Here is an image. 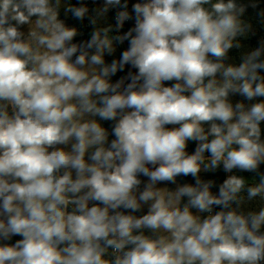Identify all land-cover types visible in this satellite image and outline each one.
Instances as JSON below:
<instances>
[{
	"label": "clouds",
	"instance_id": "clouds-1",
	"mask_svg": "<svg viewBox=\"0 0 264 264\" xmlns=\"http://www.w3.org/2000/svg\"><path fill=\"white\" fill-rule=\"evenodd\" d=\"M248 7L0 0V264H264V39L226 63Z\"/></svg>",
	"mask_w": 264,
	"mask_h": 264
},
{
	"label": "trees",
	"instance_id": "trees-1",
	"mask_svg": "<svg viewBox=\"0 0 264 264\" xmlns=\"http://www.w3.org/2000/svg\"><path fill=\"white\" fill-rule=\"evenodd\" d=\"M102 1H104V0H96L97 3L102 2ZM241 2L248 3L249 0H241ZM66 3H71L73 5H76L78 3V0H66ZM86 3L90 8H96L97 7L94 4L93 0H86ZM132 4H134L133 1L128 0V9L130 12H131ZM261 10H264V0H258V7L255 9H253L252 7L247 8L246 17L251 19L254 26L257 28L256 35L251 36L248 39H242V44L244 45V47L240 50H236V49L231 50L229 53V59L226 61V63H232V62L238 63L240 60V56L243 52L250 51L254 47H258L259 42L262 39H264V26H262L258 23V20H259L258 13ZM61 11H63V8L61 9ZM67 17L69 18V20L71 22V26L78 27V29L82 32V35L77 36L75 38L74 42H77L80 40H86V39L90 38L92 26L88 24L87 19L84 22H80V21L73 19L70 14H68ZM114 23H115V12H113L111 9L107 14L106 21L101 22V26L108 25V24H114ZM133 26H134V20L126 21L125 25L122 29V33L127 32L128 29L133 27ZM113 34L115 35L117 33H113ZM127 45H128V42H127ZM116 48H117V50L113 56L106 57L107 62H111L112 59H118L120 57L121 53L125 50V48L123 47L122 44H117ZM128 68H129V66H126L124 71H122V72L118 71L117 74L115 76H113L112 78L117 79V80L120 79V77H122L126 74V71L128 70ZM136 71H137L136 69H134V68L132 69L133 73ZM171 83H174V82H166L165 86H170ZM239 99H241V98L238 96L233 98L234 101L239 100ZM110 125H111V122H110ZM262 128H264V124H262ZM194 148H195V143L190 142L189 146H188V151L192 152L194 150ZM261 171H264V165H261ZM243 175L251 178V176L253 174L244 173ZM201 177H202V179H214L216 181L217 187H214L212 190L214 192H218V185L220 183H222L224 179H226L227 174L224 173L222 168H221V169L217 170L215 173H201ZM257 180H258V177H257ZM178 182L179 183H185V182L194 183V181L192 180V178L190 176L189 177H178ZM168 186L171 188L175 187V185H168ZM250 207H255V205H251ZM18 239H21V237L14 236L12 238V240L7 241V242H3V243L12 244V243H15V241Z\"/></svg>",
	"mask_w": 264,
	"mask_h": 264
},
{
	"label": "rangeland",
	"instance_id": "rangeland-1",
	"mask_svg": "<svg viewBox=\"0 0 264 264\" xmlns=\"http://www.w3.org/2000/svg\"><path fill=\"white\" fill-rule=\"evenodd\" d=\"M136 2H143V0H133V3H136ZM61 19H64L65 21H66V24L68 25V26H71V22H70V20H69V18L67 17V16H65V14H64V12L63 11H61V17H60ZM22 31H25V32H27L28 31V25H24V26H22V29H21ZM117 79H112V82H115ZM102 123H106V122H102ZM105 127H107L106 126V124H105ZM167 127H173V126H171V125H169V126H167ZM158 186H163V185H158Z\"/></svg>",
	"mask_w": 264,
	"mask_h": 264
},
{
	"label": "water",
	"instance_id": "water-1",
	"mask_svg": "<svg viewBox=\"0 0 264 264\" xmlns=\"http://www.w3.org/2000/svg\"><path fill=\"white\" fill-rule=\"evenodd\" d=\"M93 2H94V4L97 6V7H101V6H103V3H104V1H102V2H99V3H97L96 2V0H93ZM121 9H119V8H112V11L113 12H117V11H120ZM119 34H123L122 33V29L120 30V32H119ZM123 47L125 48V50L128 48V45H127V41H125L123 44ZM132 67L131 66H129V68H128V70L126 71V74L124 75V76H127V74H128V72H132ZM128 81H126V83H127ZM227 174V176L228 175H230V173H226ZM227 178V177H226Z\"/></svg>",
	"mask_w": 264,
	"mask_h": 264
},
{
	"label": "crops",
	"instance_id": "crops-1",
	"mask_svg": "<svg viewBox=\"0 0 264 264\" xmlns=\"http://www.w3.org/2000/svg\"><path fill=\"white\" fill-rule=\"evenodd\" d=\"M133 1V0H132ZM113 79V78H112ZM106 124V126L108 127V129H109V131H111V125H110V122H106L105 123ZM114 137H112V136H110L109 137V139L111 140V139H113ZM143 181H147V178L146 177H140ZM144 212L146 213L147 212V207L145 206V208H144ZM138 215H140V214H142V213H137Z\"/></svg>",
	"mask_w": 264,
	"mask_h": 264
}]
</instances>
